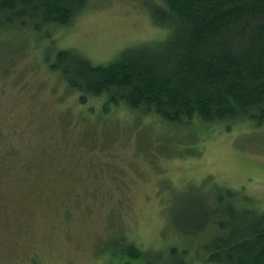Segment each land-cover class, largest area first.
Returning a JSON list of instances; mask_svg holds the SVG:
<instances>
[{
    "label": "rangeland",
    "instance_id": "obj_1",
    "mask_svg": "<svg viewBox=\"0 0 264 264\" xmlns=\"http://www.w3.org/2000/svg\"><path fill=\"white\" fill-rule=\"evenodd\" d=\"M154 3L89 0L67 27L0 29V264H137L116 251L122 242L166 264L178 243L167 214L181 188L220 198L225 187L264 212L260 113L186 126L124 106L104 112L103 99L79 104L50 69L60 50L108 65L164 40Z\"/></svg>",
    "mask_w": 264,
    "mask_h": 264
},
{
    "label": "trees",
    "instance_id": "obj_2",
    "mask_svg": "<svg viewBox=\"0 0 264 264\" xmlns=\"http://www.w3.org/2000/svg\"><path fill=\"white\" fill-rule=\"evenodd\" d=\"M154 1L149 14L164 40L126 48L108 65L71 49L56 53L50 69L79 104L103 99L104 112L124 106L169 125L264 117V0ZM88 2L0 0V29L67 27ZM217 188L220 198L176 190L167 227L176 228L178 243L168 244L166 264H264V212ZM118 246L121 257L152 263L149 251Z\"/></svg>",
    "mask_w": 264,
    "mask_h": 264
}]
</instances>
